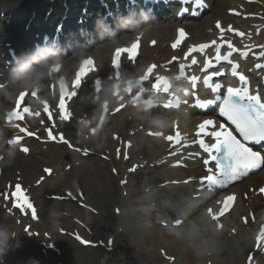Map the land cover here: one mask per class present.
Instances as JSON below:
<instances>
[{"label": "snow or ice", "instance_id": "obj_1", "mask_svg": "<svg viewBox=\"0 0 264 264\" xmlns=\"http://www.w3.org/2000/svg\"><path fill=\"white\" fill-rule=\"evenodd\" d=\"M197 3H199V0H197ZM179 36L183 38L184 32L179 31ZM179 43L180 40L178 39L173 47L175 48ZM230 44L231 43L228 44V47ZM207 47L208 45H204L199 47V49H195V51L203 53V50ZM137 48L138 45L135 43L131 48L119 49L117 50L116 56L118 58L121 53H127L128 58L133 60L136 56ZM230 49L231 51L226 55H221L220 46L217 45V54L213 58L214 61L216 63L227 61L232 53L238 51L236 48ZM242 55H247V53H242ZM260 55L264 56V52H261ZM86 63L91 65L93 62L87 61ZM212 64L213 60L206 58L204 69H208ZM113 66H118V59L113 60ZM257 67H260V65H257ZM152 70V68H149V73ZM214 74L217 75L216 73ZM219 74L222 75V73ZM232 74L234 76L238 75L241 82H246L244 75L238 74L235 71ZM212 75L206 76L205 83L212 79ZM78 86L79 83L77 81L74 83V87ZM220 87L221 85H216V87L213 88V91H219ZM24 95L25 94H21L19 102H23ZM216 101H219V115L225 118V120L232 126L234 132L238 135L234 134L233 131H230L225 124H217L213 119L203 120L197 125L195 133L197 138L196 143H198L199 148L207 154V158L204 159L203 163L205 166L210 165L211 162H214L215 164L214 170L210 166L206 168L208 174L200 180V183L202 185L206 184L209 189L214 187H225L229 183L238 180L241 176L247 175L248 172L259 168L261 164H264V156L247 146L248 144L264 141V101H262L260 95L250 94L247 86L242 89L228 87L225 95L222 97L218 95L216 96L215 101L210 100L209 103L213 104ZM62 103L66 105V101H63ZM22 131L26 135H30L27 133V130L22 129ZM149 135H152V133H149ZM49 136L51 137V140L55 139L51 132H49ZM208 137H210V141L205 139ZM60 139L63 143H68V141L64 140L63 136H61ZM167 140L178 144L180 143V135L177 133L175 137H168ZM22 150L25 152L27 151V149ZM85 155H87V152H85ZM125 159H127V155H125ZM134 170V168L129 169V171ZM187 182L188 181H185V183ZM261 192H264V188L261 189ZM7 198L8 197L5 196V199ZM233 199L234 197L232 195L226 196L223 202V209L219 213L214 214L212 210L209 209L208 212L209 215L212 216V219L217 220L219 216H222L224 212L228 210ZM13 207L20 208L21 211H23L24 208L30 209L35 218V210L27 197L25 198V204H13ZM176 223L178 225L180 222L177 221ZM261 233L262 234L258 236L256 241L257 248L264 246V229L261 230ZM75 238L79 240L81 244L89 243L79 236H76ZM249 264H251V257H249Z\"/></svg>", "mask_w": 264, "mask_h": 264}, {"label": "rangeland", "instance_id": "obj_2", "mask_svg": "<svg viewBox=\"0 0 264 264\" xmlns=\"http://www.w3.org/2000/svg\"><path fill=\"white\" fill-rule=\"evenodd\" d=\"M102 180H105L104 188L106 190V194L104 195V197L92 196L91 201L94 203L97 209L101 211L103 210L105 211L104 212L105 216L103 218L92 217L90 220L92 226H94L95 229H97L100 233L102 232V229H104L106 226L115 225V221H113V216L111 215V211H110V205L113 202V200L110 197V193L113 188V185L108 178V174H105ZM136 232H137V224H135L133 218L128 217L126 224V235L122 234L119 237V241H118L120 244L124 246V249L126 251V258H125L126 260L122 263L120 260H118L119 264H142L138 260L140 256L139 250L132 246L133 237ZM99 258L100 255L94 251H82V253L74 252V253H67L65 255L66 263H70L73 260H76L77 264H97L96 261H99ZM6 264H18V263L15 257H7Z\"/></svg>", "mask_w": 264, "mask_h": 264}, {"label": "bare ground", "instance_id": "obj_3", "mask_svg": "<svg viewBox=\"0 0 264 264\" xmlns=\"http://www.w3.org/2000/svg\"><path fill=\"white\" fill-rule=\"evenodd\" d=\"M144 51H153V52H155V53H157V48H155V49H148V48H144L143 49V53H144ZM159 53V52H158ZM142 54V53H141ZM105 65V59L104 60H102V61H100L99 63H98V65H97V68H100V70L101 71H103L102 70V67ZM70 78H72V79H74V76L73 75H70ZM59 84H62V82H59L58 83V85ZM55 86H56V83H53L51 86H49V87H51V88H55ZM17 158V157H16ZM29 169H26V171H28ZM241 205V201H240V204H239V206ZM154 231L155 230H151L150 231V233H149V235H150V237L151 238H156V233H154ZM169 242H171V244H172V246H177V243H176V240L173 238V237H169V240H168ZM172 249V247L169 249L170 251H173V250H171ZM174 252V251H173ZM180 253V256H181V260L185 263V264H190L191 262H193L194 261V256L192 255V253L190 252V251H186V252H179ZM148 260H150L151 261V264H158L157 262H156V259H155V256L153 255V254H151V255H149V257H148ZM147 260V261H148ZM235 264H239V261L238 260H236L235 261Z\"/></svg>", "mask_w": 264, "mask_h": 264}, {"label": "clouds", "instance_id": "obj_4", "mask_svg": "<svg viewBox=\"0 0 264 264\" xmlns=\"http://www.w3.org/2000/svg\"><path fill=\"white\" fill-rule=\"evenodd\" d=\"M29 79H31L30 76L25 78V86H26V87H31V86H32V85L28 82ZM5 244H6V237L4 236L3 233H0V254H3Z\"/></svg>", "mask_w": 264, "mask_h": 264}]
</instances>
